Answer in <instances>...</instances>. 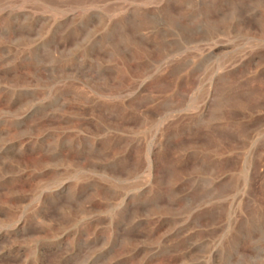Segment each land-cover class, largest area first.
Instances as JSON below:
<instances>
[{
  "label": "rangeland",
  "instance_id": "374dc122",
  "mask_svg": "<svg viewBox=\"0 0 264 264\" xmlns=\"http://www.w3.org/2000/svg\"><path fill=\"white\" fill-rule=\"evenodd\" d=\"M0 264H264V0H0Z\"/></svg>",
  "mask_w": 264,
  "mask_h": 264
}]
</instances>
